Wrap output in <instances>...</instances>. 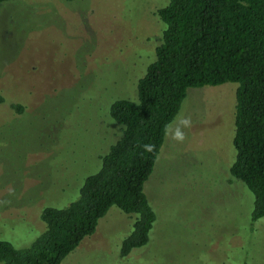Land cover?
<instances>
[{"label":"rangeland","instance_id":"1","mask_svg":"<svg viewBox=\"0 0 264 264\" xmlns=\"http://www.w3.org/2000/svg\"><path fill=\"white\" fill-rule=\"evenodd\" d=\"M168 0H11L0 5V240L28 248L46 207L66 208L120 138L110 107L135 99L165 27ZM233 83L191 89L145 185L149 243L121 258L133 219L112 208L62 264H264V219L232 179ZM14 107L21 106V114ZM177 116V117H178ZM176 117V118H177Z\"/></svg>","mask_w":264,"mask_h":264},{"label":"trees","instance_id":"2","mask_svg":"<svg viewBox=\"0 0 264 264\" xmlns=\"http://www.w3.org/2000/svg\"><path fill=\"white\" fill-rule=\"evenodd\" d=\"M155 16L165 25L156 58L139 79L135 99H118L110 107L120 138L101 157L100 170L85 179L76 201L42 210L46 230L30 247L0 240V264H62L112 208L134 221L121 258L146 246L157 213L145 185L165 144L164 126L178 116L191 89L238 85L230 175L254 197L252 222L264 219V0H168ZM13 109L23 112L21 106ZM145 144L155 151L145 152Z\"/></svg>","mask_w":264,"mask_h":264},{"label":"clouds","instance_id":"3","mask_svg":"<svg viewBox=\"0 0 264 264\" xmlns=\"http://www.w3.org/2000/svg\"><path fill=\"white\" fill-rule=\"evenodd\" d=\"M139 106L138 101H134ZM192 125V121L189 117L180 115L177 118H174L173 121H170L168 124L164 126V134L166 137L170 138L171 140L177 143H183L186 138L187 134L185 129H190ZM155 145L153 144H145L143 145V149L145 152L151 153L155 151Z\"/></svg>","mask_w":264,"mask_h":264}]
</instances>
